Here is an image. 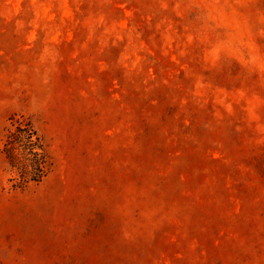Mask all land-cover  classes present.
Instances as JSON below:
<instances>
[{
    "label": "rangeland",
    "instance_id": "374dc122",
    "mask_svg": "<svg viewBox=\"0 0 264 264\" xmlns=\"http://www.w3.org/2000/svg\"><path fill=\"white\" fill-rule=\"evenodd\" d=\"M0 264H264V0H0Z\"/></svg>",
    "mask_w": 264,
    "mask_h": 264
},
{
    "label": "trees",
    "instance_id": "16d2710c",
    "mask_svg": "<svg viewBox=\"0 0 264 264\" xmlns=\"http://www.w3.org/2000/svg\"><path fill=\"white\" fill-rule=\"evenodd\" d=\"M10 122L1 140L0 154L15 175L11 179L12 188L24 190L40 184L50 173L52 163L30 118L14 115Z\"/></svg>",
    "mask_w": 264,
    "mask_h": 264
}]
</instances>
